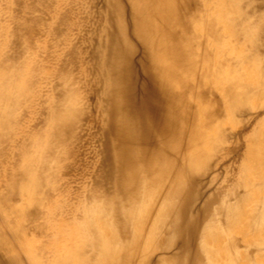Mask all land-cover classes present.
<instances>
[{
    "label": "bare ground",
    "instance_id": "6f19581e",
    "mask_svg": "<svg viewBox=\"0 0 264 264\" xmlns=\"http://www.w3.org/2000/svg\"><path fill=\"white\" fill-rule=\"evenodd\" d=\"M263 8L0 0V264H264Z\"/></svg>",
    "mask_w": 264,
    "mask_h": 264
},
{
    "label": "rangeland",
    "instance_id": "374dc122",
    "mask_svg": "<svg viewBox=\"0 0 264 264\" xmlns=\"http://www.w3.org/2000/svg\"><path fill=\"white\" fill-rule=\"evenodd\" d=\"M260 12H264V8L262 9V10H260ZM8 49H6V50H3V51H5V55L6 56H11V55H14V53H15V50H16V48L14 47V44H12V42H8ZM25 56V55H24ZM51 65H52V63H51ZM51 69L52 68H50L48 71H47V73L45 74V76H44V78H42V79H40V83H39V89H38V92H40V90H41V95H42V91L44 92V94L46 93V90H45V85H47V84H49L50 83V77H49V74H50V72H51ZM35 80V79H34ZM37 82V81H36ZM35 85L37 84V83H34ZM51 84V83H50ZM35 85H34V89H35ZM37 86H38V84H37ZM36 93V92H35ZM38 96V95H37ZM90 107H91V105H90ZM22 120H24V116H22V113H21V115H20V119H19V125L20 126H18V128L20 129V132H22L21 133V135H23V132L25 131L26 132V130H22V128H23V126L21 125L22 123H23V121ZM37 123H39V120L36 122V124ZM21 127V128H20ZM95 132H96V130H92V134L94 135L95 134ZM84 135L86 136V133H84ZM86 145H84V147H94L96 144L94 143V141L93 142H91V145L87 142V143H85ZM17 153L18 152H14V155H17ZM17 157H15V162H16V159ZM13 166V168H15L16 169V165H12ZM72 187H76L77 186V188H78V185H75V184H73V185H71ZM74 189V188H73ZM75 199V198H74ZM74 202V201H73ZM71 208H67L65 211H64V213L62 214V215H60V216H58L57 218H58V220H61V219H68V218H70L71 217V215H72V212H71V210H70Z\"/></svg>",
    "mask_w": 264,
    "mask_h": 264
}]
</instances>
